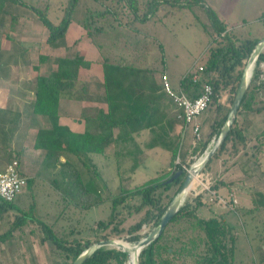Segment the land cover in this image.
I'll return each instance as SVG.
<instances>
[{
    "label": "trees",
    "instance_id": "obj_1",
    "mask_svg": "<svg viewBox=\"0 0 264 264\" xmlns=\"http://www.w3.org/2000/svg\"><path fill=\"white\" fill-rule=\"evenodd\" d=\"M12 1L25 3L23 0ZM96 1L104 2L103 0ZM117 1L124 4L123 10L125 12L105 8L103 10H86L81 19L77 17V22L85 28L90 41L98 47L103 57L102 96L107 103V109H99L95 116H88L84 132L74 131L67 125L60 123L59 109L62 96L66 92H72L76 89L80 68L90 67L92 60L84 58L80 54L58 56L55 58L56 68H52L46 73H39L34 80L35 97L32 103V111L46 119L48 126L40 127L37 130L33 146L41 150L43 166L47 170L50 167L56 171L52 178L56 187L74 201L91 205L101 201V188L96 184L92 173L88 174V177L83 176L84 170L88 171L89 169H87V157L82 159V156H87L88 152H103L116 138L119 140L125 135H130L144 128L159 126L157 131L162 130L164 135L162 144L172 152L169 168L161 170L142 185L130 190L129 188L122 190L126 193L125 195H140L143 201L140 207L144 205L153 207L147 210L145 218L133 226V229L137 230L143 222L151 218H154L156 225L159 224L170 203L161 202L162 193L167 192L173 186L180 188L186 173L183 164H190L188 159L190 160L191 155L203 154L212 135H218L220 132L226 121V116L220 120L218 128L213 129L205 138L200 127L201 137L198 139L194 130L197 118L190 122H185L180 118L183 124L181 131L179 134L173 135L171 132L173 123L166 114H163V118L156 117L160 102L166 98H169L176 106L175 115L181 113V109L177 107L173 99L164 90L162 83L156 78L158 73L165 72L166 62L162 59L160 66L159 63L149 66L146 61L139 59L142 53L143 55L145 53V58L154 49L142 47L145 46L143 43L150 45L151 41L144 36L139 39L140 28H137L133 23L150 20L158 15L161 9H166L168 13L174 8L200 6L205 10L215 32L214 45L210 46L209 55L204 65H201V68H190L181 78L178 89L195 96L205 84H211L215 94L210 105L217 99L219 91L226 87H230L231 100L233 99L246 60L258 42V38L247 37L242 39L235 35L206 0H146L143 8L140 7V0ZM0 2L3 7L5 0H0ZM80 3L81 0H68L63 16L58 22L50 18V2L43 6L29 5L28 7L33 10L35 16L48 29V43L54 44L65 36L71 20L75 19L79 11ZM130 28L134 30L133 33ZM262 60H264L263 51L257 58L239 110L242 108L249 109L253 105L255 102L254 94L263 85L262 81L258 83L261 72L259 63ZM161 121L163 124L160 126ZM93 122L96 124L93 125ZM116 129L118 132L115 135ZM237 137L243 139L244 135L235 118L226 140L213 156L215 157L230 139ZM194 141H196L195 144ZM135 148L140 149L139 146ZM65 153L77 157L80 164L75 165L69 157L61 162L60 157ZM117 157L124 159L125 155L118 153ZM141 162L139 159L133 160L132 169H135ZM60 166L61 168H59ZM80 167L84 170H81ZM180 169L183 170V174L169 181L174 173ZM26 178L27 184L33 181L31 177ZM200 194L194 204L187 200L184 201L163 232L141 250L139 264H160L158 258H161L162 253L173 254V251L170 250L171 246L168 244L166 229L170 224L177 223L183 218L193 222L206 237L207 251L203 256L198 257L196 264L226 263L228 262L227 256H230L232 263L234 260L233 248L228 245L226 238L233 226L223 217V213L210 216L199 215L198 209L204 203ZM125 195L113 199V210L116 207V202L124 199ZM16 198L13 201H7L0 197V209L3 211L14 208ZM206 205L212 209V204L206 203ZM30 212L35 213L34 201L30 204L29 212L21 214L19 225L24 224L27 220H36V215ZM39 223L44 237L53 242L66 257V260L55 264H71L90 245L89 241L81 244L78 240L74 243H67L55 232L54 226L42 220ZM99 224L101 229L108 226V223L102 220ZM60 229L64 231V228ZM230 238V242L234 246L237 234L234 237L231 234ZM2 239L4 236L0 235V241ZM132 240L139 241L140 235H133ZM178 250L180 252L181 249ZM126 256V251L102 246L97 248L82 264H113V261L115 264H123ZM167 262L168 259L164 263L167 264Z\"/></svg>",
    "mask_w": 264,
    "mask_h": 264
},
{
    "label": "rangeland",
    "instance_id": "obj_2",
    "mask_svg": "<svg viewBox=\"0 0 264 264\" xmlns=\"http://www.w3.org/2000/svg\"><path fill=\"white\" fill-rule=\"evenodd\" d=\"M67 1L48 0L51 4V19L58 22L62 18ZM103 1V3H100L96 0H81L79 11L74 20L77 22V17L81 19L86 10L109 8L117 10V12H125L123 10V3H118L117 0ZM206 1L217 11L218 15L220 14V17L225 18L229 28L240 38L250 37L258 38L259 40L264 34V0ZM42 2H47V0H39L40 6L43 5ZM145 2L146 0H140L141 8H143ZM15 11H19L21 15H25L26 12L31 15V11L21 5H18ZM125 18L127 17L125 16ZM75 21H73V24ZM32 22L28 23L30 26L27 30L36 33V31H39V28L35 26V21ZM134 24L137 28H140L138 33L139 39L144 36L151 41L150 45L143 43L145 46L142 47L154 49L147 57L145 56L146 59L144 58L145 53L144 55L142 53L139 59L146 61L149 66L156 63H159L160 66L161 60L164 59L166 66L171 72V78L169 77V79H171L174 85L180 83L181 78L190 68H201V65H204L209 55L210 46L214 45L215 32L205 10L200 6L182 9L174 8L168 13L166 9H161L159 14L154 18L146 22H136ZM40 25L45 30V26L42 23ZM75 26L77 27V23L72 26L74 30H76ZM130 30L133 33L134 30L131 28ZM7 31L11 34L10 30ZM73 34L77 36L79 32L77 33L76 31ZM131 35L133 36V34ZM14 36H20V34L16 33ZM79 38H87L85 32ZM76 39L74 37V39L69 40L70 45H68V38L65 37L59 40L57 44H54L53 46L55 47L47 45L41 48H27L28 53L26 54L20 48H14L9 40L5 41V48H0V168L3 162H8L17 156L19 158V153L14 154L10 149L15 131H18L19 139L20 137H24L23 142L26 137L30 141L33 140L32 136L35 130L31 132L30 129H26L28 128L27 126L34 125V129H36V126L41 124V119L39 121L36 115L30 117V115H33L31 110L35 97L33 87L36 76L39 73H46L50 69L56 68L55 58L59 55L80 54L86 57H93L92 48L89 45H87L89 48H85L86 44L83 45L84 48H78L75 45ZM73 40L75 41L72 42ZM98 70L100 74L99 67ZM91 72L96 75L97 69H93ZM88 74V71L85 69L81 71V74L77 78L76 91L74 93L81 90L83 86H87L86 84L89 83ZM261 81L264 83V77L258 79V83ZM229 91L231 93V90ZM66 101L67 98L65 96L62 100V105ZM44 120L47 121L46 119ZM200 156L202 154H195L190 158L188 167ZM69 158L75 165L80 164V160H77V157L74 155L71 154ZM167 159L168 156L166 157L165 155L160 161L157 160L155 164L149 163L150 166L147 168L136 170L133 176H123L124 173L122 171L111 170V175L106 177V182L109 181L110 183L109 187L107 185L104 186V178H102V181L99 178L102 199L97 203L100 204L99 207L94 210L77 206V204L81 203L74 201L61 190L60 193L58 192L59 196L57 197L48 196V192L42 186H33V181H31L30 184H27L23 188L15 200L21 208H24L23 211L17 212L14 209H6L0 214V235L4 236V239L0 241V264H53L54 261L60 262L66 260L65 255L59 251L55 244L44 237L39 223L40 220L54 226L55 232L66 240L67 243H74L78 240L81 244L87 241L92 244L107 238L118 239L133 244L136 243V241L132 240L133 235L139 234L141 239L157 226L154 218H151L143 222L142 226L137 230L133 229L135 224L146 217L147 210L153 207L151 205L140 207L143 202L140 195H125L126 193L122 192V190L123 188H129L130 190L144 184L155 176V169L166 165ZM213 159L214 156L205 163L198 173L199 180L208 182V178L204 174ZM177 160L176 162H178ZM86 162L88 171L80 167L81 170H84V177H88L87 175L92 173L91 161L86 159ZM118 162H120L119 164H124L121 160H117L116 164ZM110 164V168L113 167L114 163ZM44 170L48 173L47 168L43 166L42 174H44ZM45 177L48 181V174ZM211 180L209 179L210 182H212ZM215 184L213 181V187L219 195L224 197L229 195H226L225 192H219ZM178 188V186H173L167 192H163L160 198L161 202L169 203ZM199 193H201V200L204 202L198 209L199 215L209 216V207L206 203L215 204L217 210H225L217 200L209 201L205 197L202 185L198 180L194 181L184 201L187 200L194 204L199 198ZM122 195H125L124 199L116 202V207L113 210V199ZM33 201L35 204H48V209L39 205V211L42 209L40 212H30L36 215V220H27L24 224L19 225L18 222L21 214L29 212L28 205ZM49 204H60V206L55 211L51 209ZM62 212L65 213L63 215L66 217V223L63 224H61V219L58 216ZM231 215L233 217L228 223L233 228L228 232L226 242L233 248L234 260L231 263L230 256H227L228 262L221 264H241V260L246 258L247 254L251 257V245L255 243V241L248 240L247 237L248 234H253V226L246 224L245 227L244 222L242 223L240 220H237L235 214ZM101 220L108 223V226L101 229L99 224ZM60 228H64V231ZM235 232L238 235L236 243L232 246L230 235L232 234V237L236 236ZM166 235L173 254L167 255L165 252L162 253L161 258H158L160 264H165L164 262L167 259V264H196L198 257L200 255L203 256L207 251L204 233L189 219L183 218L177 223L170 224L166 229ZM249 238H251V235ZM107 247L112 248L113 246ZM178 249H181L180 252ZM138 258L140 260V255ZM128 260L129 253L127 252L123 264H127ZM113 264H115V261H113Z\"/></svg>",
    "mask_w": 264,
    "mask_h": 264
},
{
    "label": "crops",
    "instance_id": "obj_3",
    "mask_svg": "<svg viewBox=\"0 0 264 264\" xmlns=\"http://www.w3.org/2000/svg\"><path fill=\"white\" fill-rule=\"evenodd\" d=\"M23 1L25 3L5 0L3 7L2 3L0 2V48L6 47V40H9L14 48H20L23 50L25 54L28 53L27 48H41L47 45L55 47L53 45L57 44L58 42L54 44L48 43V29L45 27L44 30L41 27L40 23L42 22H40V20L34 16L33 10L28 7L29 5L34 4L36 6H40L39 0ZM42 3L44 5L48 3V0L47 2ZM18 5L28 8L31 11V15L26 11L25 15H21L19 11H15V8ZM220 18L227 24V27L229 28L228 22L225 20V18ZM32 21H35V26L39 28V31H36V33L27 30V28L30 26L28 23H33ZM73 21L75 20H71L67 32L63 38H68V45H70L69 40L74 39V37L77 38L75 45H77L78 48H84L83 45L86 44L85 48H92L94 54L93 57L84 56V58L92 60L90 67H82L79 70V74H81V71L84 69L88 71L89 83L86 84L87 86H83V88L78 90L76 93H74L76 90L70 93L66 92L61 98L59 109L60 123L67 125L74 131L84 132L86 129V118L91 115L95 116L99 109H107V103L103 100L102 96V84L104 82V74L102 69L103 57L101 52L98 50V47L90 41L89 36L86 34L85 28L76 21L73 24ZM76 23L77 27L75 26L76 30H74L72 26L76 25ZM7 30H10L11 34H9ZM76 31L77 33L79 32V34L74 36L73 33ZM84 32L87 38H79V36L83 35ZM16 33L20 34V36H14ZM263 37L264 34L260 38ZM74 41L75 40L72 42ZM87 45H89V47H87ZM3 51L5 52V50ZM98 67L100 68V74L98 73ZM93 69H97L96 75L91 72ZM165 72L168 74V77L171 76V72L168 67H166ZM156 78L161 82L160 73L156 75ZM179 84L174 85L172 83L174 88H179ZM229 90V88L221 89L215 102L198 115L196 121L201 127L204 138L208 136L213 129L218 128L217 126L220 120H222L225 116L227 119V114L232 103L230 96L232 93H230ZM65 96L67 101L64 103V105H62V100L65 98ZM254 97L255 102L253 105L249 109H240L236 115L238 127L244 135V138L241 139L237 137L230 139L226 143L225 147L221 149L214 157L208 168L205 170L204 174L208 180L212 179L211 181H214V184L216 183L215 185L219 192H225L226 195L229 194L227 197L232 195L236 199V204L234 207L223 208L225 210H217L215 204H213L212 209L211 207L208 208V215H219L220 213H223V217L227 221H230V219L233 217L231 214H235L236 219L240 220L242 223L244 222L245 227L246 224H248V226H253L254 228L253 234L250 233L247 235L248 240L255 241V243L251 245V257L247 254L246 258L241 260V264H264V83L255 92ZM176 109V106L173 105L171 100L166 98L160 102L156 113L157 118H163V114H166L168 119L172 121L173 125L171 132L173 135L179 134L183 125L182 121L180 120L181 117L179 116V113L177 116L175 115ZM32 114L33 115H30V117H34L36 115L39 121L41 119V124L37 125L36 129H34V125L27 126L28 128L26 129H30L31 132L35 130L34 135L32 136L33 140L30 141H28L26 137L23 142L24 137H20L19 139L18 131H15L14 139L11 141L10 149L14 154L19 153V158L17 156L13 159H18V167L20 172L26 177H31L33 179V186L40 185L48 192V196L57 197L59 196L58 192L60 193V190L52 181L56 171H53L50 167H48V173H46L44 170V174H42L43 159H41V150L33 146L37 130L40 127L48 126V122L38 114L33 113V111ZM95 124L96 122H93V125ZM159 124L161 126L163 122L161 121ZM156 126L157 125L147 127L130 135H125L119 140L116 138L104 149L103 152H88L87 156H82V159L87 157V159L91 161L92 174L96 184L99 187L101 186L99 184V178L101 181L102 178H104V186L107 185L109 187L110 183L109 181L106 182V177L111 175V170H120L124 173L123 176H133L136 170L140 168H147L150 166L149 163L155 164L157 160L160 161V159L165 155L166 157L168 156V162L161 168L155 169V175H157L161 170L169 168L172 152L163 146V132L162 130L160 132L157 131L159 126ZM152 127L157 129L154 130ZM117 132L118 129L115 130V135ZM214 136L216 135L213 134L211 140ZM122 145H124V147H121ZM136 146H139L140 149H136ZM118 153H123L125 155L124 159H118ZM194 155L195 154L191 155L190 157L192 158ZM68 157H71L70 153L61 155V162H64ZM135 159H139L142 162L139 163L135 169H132L133 160ZM117 160H121V162L123 161L124 164H116ZM10 161L3 162L1 164L0 170H4ZM110 163H114L113 167L111 168ZM46 174H48V181L45 177ZM39 205L40 207L42 205L43 208L46 207L48 209V204H35L36 212L39 211ZM74 205L76 206V204ZM99 205L100 204H77V206L88 208V210H94L99 207ZM28 206L30 207V204ZM49 206L51 209L56 211L60 204H49ZM61 207L64 208L63 205H61ZM12 209L19 212L23 211L24 208H21L16 203L15 207ZM41 210L42 209H40V211ZM2 212L3 211L0 209V214ZM63 214L65 213L62 212L58 214L59 218L61 219V224L66 223V217ZM250 235L251 238H249ZM55 263L56 261H54L53 264Z\"/></svg>",
    "mask_w": 264,
    "mask_h": 264
},
{
    "label": "water",
    "instance_id": "obj_4",
    "mask_svg": "<svg viewBox=\"0 0 264 264\" xmlns=\"http://www.w3.org/2000/svg\"><path fill=\"white\" fill-rule=\"evenodd\" d=\"M264 49V37L259 39L256 43L253 51L251 52L247 62L243 68L242 75L240 77L239 83L237 85L236 91L234 93L232 103L230 105L227 119L222 125L220 132L216 135V138L209 146L208 150L204 152L203 160L196 164L195 162L190 165L189 170L186 171L184 180L182 185L180 186L177 193L174 195L170 203L168 204L159 224L149 232L145 237L141 238L134 244V248L136 250V259L134 264H139V254L141 250L147 246L151 241L156 239L164 230L168 222L172 219V217L178 212L180 206L182 205L185 199V191L189 188L193 181L194 174L197 176L201 171L205 163L214 155V153L220 148L223 142L226 140L230 128L236 118L238 110L240 108L241 102L245 96L247 87L249 85L250 79L253 74V70L257 61L258 56ZM183 174V170L180 169L174 173V175L169 179V181ZM102 246H113L112 248H117L122 251L128 252V249L124 247L122 242L118 239L107 238L102 239L97 242L90 244L87 248H85L77 258L71 264H82L97 248Z\"/></svg>",
    "mask_w": 264,
    "mask_h": 264
},
{
    "label": "built area",
    "instance_id": "obj_5",
    "mask_svg": "<svg viewBox=\"0 0 264 264\" xmlns=\"http://www.w3.org/2000/svg\"><path fill=\"white\" fill-rule=\"evenodd\" d=\"M259 67L261 69L259 78H263L264 60L259 63ZM160 80L166 93L173 99L177 107L181 109L179 116L185 122H190L196 119L199 114L206 110L215 94L213 86L211 84H205L195 96L189 95L178 88H174L166 72H163L160 75ZM194 130L196 132L197 139L200 138V125L197 121L195 122ZM215 138L216 136L212 138L209 146L212 144ZM195 142L196 141H194V144ZM209 146L205 151L208 150ZM18 166L19 161L15 158L7 164L4 170H0V197L7 201H13L27 184V178L20 172ZM183 168L187 171L189 170L190 166L188 167L187 164H183ZM195 178L196 181L198 180L202 185L203 193L209 201L217 200L219 203H221L223 208H231L232 206L234 207L236 204V199L232 195L229 197L221 196L213 187V182H210L209 180L208 182L199 180L198 176Z\"/></svg>",
    "mask_w": 264,
    "mask_h": 264
},
{
    "label": "bare ground",
    "instance_id": "obj_6",
    "mask_svg": "<svg viewBox=\"0 0 264 264\" xmlns=\"http://www.w3.org/2000/svg\"><path fill=\"white\" fill-rule=\"evenodd\" d=\"M204 154L202 155V156H200L196 161H195V163L196 164H198V163H200L202 160H203V158H204ZM196 175L194 174V177H193V181H192V183H191V185L189 186V188L185 191V197H186V195L189 193V190H190V188H191V186L193 185V183H194V181L196 180ZM121 242H122V244L124 245V247H126L127 249H128V253H129V260H128V263L127 264H134V262H135V259H136V250H135V248H134V244L133 243H130V242H124V241H122V240H120Z\"/></svg>",
    "mask_w": 264,
    "mask_h": 264
}]
</instances>
